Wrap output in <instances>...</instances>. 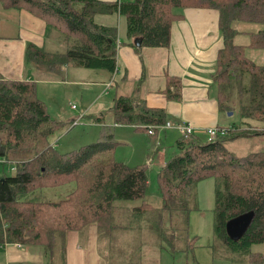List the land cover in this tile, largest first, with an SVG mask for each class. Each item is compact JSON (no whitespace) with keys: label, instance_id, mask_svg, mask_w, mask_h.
Segmentation results:
<instances>
[{"label":"trees","instance_id":"obj_1","mask_svg":"<svg viewBox=\"0 0 264 264\" xmlns=\"http://www.w3.org/2000/svg\"><path fill=\"white\" fill-rule=\"evenodd\" d=\"M0 3L34 11L45 20L47 31L56 30L69 42L65 52L27 45V63L57 73L69 63L110 72L118 69L117 28L97 24L94 17L98 13L125 16L130 44L141 50L169 47L173 23L184 17L185 8L218 9L225 45L219 51L213 81L220 111H233L239 114L240 121L230 127L218 126L214 141H208V136L207 141H201L194 135V141L185 147L179 138L181 154L170 159L158 175L162 206L154 208L143 202L128 213L138 219L132 224L138 223L139 231L143 230L141 220H144L151 234L159 235L160 242L155 244L159 250L165 244L176 251L179 236L186 239V248L191 249L194 243L188 238V229L190 214L197 207V185L212 177L217 239L226 250L240 255L242 261L264 264V252L252 249L264 244V148L237 157L226 146L245 135L230 136L232 131L251 130L244 137H264V64L251 60L245 48L233 40L234 22H253L261 28L251 33V47L264 46V0H0ZM136 39H140L141 46ZM180 88L178 83L174 96L180 95ZM113 111L117 121L134 125L136 130H149L167 121L164 110L142 106L127 96L116 99ZM64 124L51 118L46 103L37 96L33 81L6 79L0 74V159L13 162L17 168L10 175L0 174V249L5 245L6 226L9 243L41 245L47 264H62L70 231H78L84 241L93 223L112 235L116 228L131 230L128 225L117 227L115 203L143 200L148 185L145 166H130L116 159L115 148L119 143L111 133L105 132L96 142L77 150L58 153L50 136ZM70 183L74 189L64 198L37 201L26 198L38 189ZM250 212L254 216L246 232L237 241L232 240L227 223ZM136 258L131 257L125 263L138 264Z\"/></svg>","mask_w":264,"mask_h":264},{"label":"crops","instance_id":"obj_2","mask_svg":"<svg viewBox=\"0 0 264 264\" xmlns=\"http://www.w3.org/2000/svg\"><path fill=\"white\" fill-rule=\"evenodd\" d=\"M183 13L184 17L173 23L169 47H143L141 50H137L130 44L131 39L127 35L125 16L119 13H98L95 15L94 20L97 24L117 28V36L120 41L118 69L111 72L108 79L114 78L115 81L108 93H102L101 96L111 95L115 92V101L120 96H127L142 106L164 110L167 121L189 123L197 129L194 137L201 141H207L205 131L209 127H230L232 124L238 123L234 122L227 126L223 124L222 114L229 115L219 109L218 91L213 81L218 54L225 45L220 28V11L215 8L187 7ZM233 24L243 23L237 21ZM250 24L255 26L254 30L248 31L250 34L258 32L261 28L257 23H249L247 26ZM234 28L237 29L236 32L240 30L238 26ZM30 43L41 48L44 47L49 52H65L69 48L64 36L56 30L47 31L45 20L34 11L0 3V74L6 79L33 81L36 85L37 96L47 105L52 100L51 94L57 88L56 86L69 84V68L74 64L69 63L63 66L61 73H57L32 62L27 63L26 51L27 45ZM110 81H103V83ZM44 83L50 84L49 92L39 87ZM93 83L98 84V82ZM178 83L181 87L180 95L174 96ZM113 107H111L112 113H114ZM235 114L233 112L232 117ZM238 120L240 121V116ZM131 126L136 128L134 125ZM105 132L111 133L104 129L102 134ZM111 134L114 140L120 144V141L115 138V133ZM157 134L151 136L158 140L160 135ZM164 134L167 135V132ZM144 199L134 205H127L132 208L143 202L151 205L147 198V201ZM212 236L210 238L209 234L204 232L202 211L200 207H196L190 214L188 238L194 244L191 248V258L188 254L186 255V264H243L241 257L234 259L231 252H227L228 250H223V256L220 257L222 260L219 261L216 253H218L217 244L220 241L217 240L215 229ZM97 239L95 229L89 231L87 239L84 241L81 240L78 231H70L67 235L62 264H108L107 261H104ZM15 243L0 249V252L1 250L5 251L7 260V262L1 260L0 264H10L9 257L13 261H21L23 264H27V258L37 259L38 263L44 258V249L41 245H23L21 243L23 248H20ZM10 245H13V248L9 251ZM35 247L42 248L43 254L32 249ZM163 251L162 247L160 250L156 248L154 254L148 257V263L145 264H168L167 256L163 254ZM16 252L25 253L21 255ZM168 252L166 251V253ZM168 254L172 255L173 252ZM44 259L46 264L47 260Z\"/></svg>","mask_w":264,"mask_h":264},{"label":"rangeland","instance_id":"obj_3","mask_svg":"<svg viewBox=\"0 0 264 264\" xmlns=\"http://www.w3.org/2000/svg\"><path fill=\"white\" fill-rule=\"evenodd\" d=\"M133 1V0H127ZM243 24H233V27L238 26V30L234 35V43L241 45L245 48V54L256 63L264 64V46L251 47L253 42L252 35L248 32L255 29V26L249 23L238 21ZM235 29V28H234ZM237 30V29H236ZM245 30V31H244ZM67 46H70L67 42ZM70 74L68 75L67 85L56 86L57 88L52 91V100L47 103L48 111L51 118L57 121H63L65 124L56 130L51 136V143L55 144V149L58 153L65 154L73 150L79 149L81 146L96 142L101 136L104 129L111 133H115V138L120 141V144L115 150V157L117 160H121L131 166H145L147 169L149 185L146 191V197L144 200H148L151 205L162 206L163 193L158 182V175L164 168L170 159L181 154L180 147L177 144V140L180 138V134L177 130H162L160 129L157 135H160V139L149 135V130H135L131 125L116 121L114 113H112L111 107L115 105V92L111 95L101 96L104 93V89L107 86V82L110 81V71L106 69H86L77 68L74 65L69 68ZM112 74V73H111ZM102 80V81H101ZM89 82V83H88ZM93 82H98L94 84ZM104 84V87H103ZM41 89H46L49 92L50 84H40ZM72 105H76V109L72 108ZM83 115V116H82ZM82 116V117H81ZM103 117L100 122H97L96 118ZM224 123L226 126L231 125L234 122H239V114L227 116L226 113L222 114ZM78 119L74 125L73 121ZM119 123V124H118ZM251 130H238L232 131L230 136H236L240 133L248 135ZM167 132V135L164 133ZM108 133V132H107ZM238 133V134H237ZM244 135V136H245ZM237 137V140L227 143V148L237 157H245L250 153L259 151L264 148L263 135H256L250 138ZM194 138L183 141L185 147L189 146ZM150 168V169H149ZM14 173V172H12ZM12 173L6 172L7 175ZM71 185H63L59 188L50 189H38L33 193L26 196L28 200H46V199H58L64 198L70 193L73 188ZM197 207H200L203 215V230L208 233L210 238L214 234V208H215V179L210 177L202 180L197 185ZM146 200V201H147ZM138 201H124L119 200L115 203L114 218L115 223L118 226L128 225L131 230L127 228L123 230L116 228L115 234L112 235L105 232L106 228H100L97 224L93 223L90 226V230H96L98 236V245L100 251L103 253L104 261L108 264H124L129 259L137 260L139 264L148 263V257L154 254L156 250V242H160L159 235L157 233L151 234V231L144 223L143 230H138V223L132 224L134 220L128 213L132 208L129 205H134ZM160 208V207H154ZM5 220V219H4ZM146 220V219H145ZM170 227V226H168ZM4 227L5 241H10L9 233ZM171 229V228H169ZM88 230V232L90 231ZM140 233H139V232ZM172 231V229H171ZM89 234V233H88ZM87 234V236H88ZM189 236V229H188ZM218 240V239H217ZM11 244V243H10ZM165 245V244H164ZM186 239L179 236L176 241V251H173L169 246L162 248L163 254L167 256L168 264H186V255H191L192 250L186 248ZM217 258L223 256V250H226L221 242H218ZM13 245L9 246L10 249ZM36 251H40L43 254L42 248L35 247ZM253 251L263 252L264 244H258L253 246ZM166 251H169L168 254ZM230 253L229 251H227ZM23 255L25 252H16ZM59 254V250L58 253ZM238 254L231 252V256L236 259ZM43 256V255H42ZM102 256V255H101ZM45 258V256H43ZM41 262H37V259L27 258V264H45V259ZM191 258V256H190ZM3 260L7 262L5 251L0 252V262ZM249 260H243V264H249ZM10 264H23L21 261L15 262L9 257ZM236 263V262H235ZM47 264V262H46ZM55 264H59L56 262ZM126 264V263H125ZM254 264V263H251ZM259 264V263H256Z\"/></svg>","mask_w":264,"mask_h":264},{"label":"built area","instance_id":"obj_4","mask_svg":"<svg viewBox=\"0 0 264 264\" xmlns=\"http://www.w3.org/2000/svg\"><path fill=\"white\" fill-rule=\"evenodd\" d=\"M120 45V41L118 40V46ZM115 79L113 78L106 86L104 93H108L109 89L112 87L113 83H114ZM73 109H76V105H72ZM83 116V115H82ZM81 116V117H82ZM78 119H76L73 124L75 125L77 123ZM166 130V129H175L179 132L180 134V139L182 141H187V139L192 138L195 135V133L197 132V129H195L194 127H192L189 123L186 122H172V121H166L163 124H159V125H155L154 127H152L151 129H149V135H156L159 130ZM205 133L208 136V141H214L217 138V135L219 133V129L218 126H213V127H209ZM222 134H224V131H222ZM16 165L13 164V162H9L6 163L4 161V159H0V174L1 173H5L6 172H14L16 170ZM10 243L8 241H5V245L3 247L8 246ZM16 246L23 248V245L19 242L15 243Z\"/></svg>","mask_w":264,"mask_h":264},{"label":"water","instance_id":"obj_5","mask_svg":"<svg viewBox=\"0 0 264 264\" xmlns=\"http://www.w3.org/2000/svg\"><path fill=\"white\" fill-rule=\"evenodd\" d=\"M135 41L138 46H141L140 39H136ZM228 115L232 116L233 111L228 112ZM253 216H254V212H250L242 216L231 219L227 223V228H226L228 236L232 240L237 241L246 232L248 226L251 223Z\"/></svg>","mask_w":264,"mask_h":264}]
</instances>
